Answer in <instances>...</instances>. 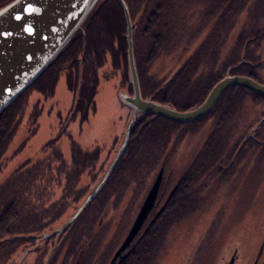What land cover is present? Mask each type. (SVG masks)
<instances>
[{
    "label": "rangeland",
    "instance_id": "1",
    "mask_svg": "<svg viewBox=\"0 0 264 264\" xmlns=\"http://www.w3.org/2000/svg\"><path fill=\"white\" fill-rule=\"evenodd\" d=\"M171 1L173 0H169V2ZM176 1L178 0L174 2ZM179 1L183 2V0ZM215 1L193 0L192 3L190 2V7L193 5L196 6V9L193 11V17L186 20L195 24L194 31L197 32V24L200 20L209 21L207 28L204 29L205 32L202 30V33L204 32L203 35L207 38L209 33L214 32L213 35H210L212 37L209 38L208 42L213 38H216V40L219 38L215 56L216 60L214 62H218L219 64V60H221L223 75L226 74L225 72L230 65L240 63L244 60L245 56L247 58L246 52L249 50L251 51V62L253 61L256 64L255 66H257L253 69L254 74L256 77L264 80V0H259L263 10L257 21L254 20L255 15H251L250 13V7L255 4L254 0H238L239 2L236 4H232L231 0H227L226 4L222 3L221 6L217 7V10L214 8L216 5ZM154 8L150 13V18L153 15L152 21H149L148 25L146 24V22L148 23V16H145L146 18L143 21L145 27L147 26V28L149 27L152 30V34L158 35L163 29V26L159 27V23L163 20V16L161 15L165 10L164 8L158 10L157 8L159 7L156 6ZM188 12L189 9L185 8L181 13L185 16ZM157 19L159 20L157 21ZM156 22H159L157 28H155ZM121 29L120 33L118 31L119 34L123 31L126 32L125 26H122ZM247 35H252L253 38L247 39L245 47L243 48L238 44L239 47L236 46V48H239L237 50L238 53H235L237 52L236 50L235 52L232 51L233 47H235L234 45L237 44V40L241 36L245 37ZM199 37L200 33L198 36L196 35V38L188 47L189 50L187 49L186 52L180 50L178 53H172L170 57H165L164 60H161L158 63L159 67H161L158 70L160 75H169L175 71L176 67H180L186 61L193 60L194 58L190 57L192 55L190 51L197 48L198 45H195L199 42ZM106 42L107 44L109 43L108 41ZM119 42L121 41L116 38V48ZM160 45L167 46L168 42H164L163 44L162 40ZM247 46L250 47L247 48ZM245 49L246 52L244 53ZM230 52H233L236 57L231 60L233 61L232 63L225 60ZM234 54H232L233 58ZM209 56L210 59L214 58L211 54ZM197 57H199V53L195 58ZM85 67L82 72L84 74V82H90L93 79L97 84L94 98L95 110L88 112L87 120H83L80 115L68 118V114L72 108L73 96L65 84V75L63 73H61L56 84L57 87L54 95L46 101L41 98V93L36 89V86L34 89H28L26 97L29 104L26 108L24 122L6 147L5 156L1 161L3 166L0 170V183L13 176L22 165L29 162L32 164L38 162L43 157H49L51 151L49 150L50 152L47 153L42 152V150L45 144L49 143V140L52 139L57 142L54 150L57 149L61 152L66 164H68L69 157L73 153L71 150L73 145H76L81 150L100 149V161L93 171L94 173L99 170L103 172L96 176L97 178L93 184H91L88 176H84L81 179V187L88 184L90 189L93 190L95 184L104 175L105 169L113 160L118 147L122 144L123 133L131 118V110L119 102L117 93L122 89L120 76L114 72L109 63L95 71L90 66L88 69V66L85 65ZM201 69L202 67L198 69L195 76L198 77L203 72ZM124 72L126 75L125 69ZM218 77L214 76L209 82L211 83L214 79L217 80ZM124 84L125 87L122 93L131 95V83L127 77ZM212 86H210V89ZM233 94L227 92L224 96ZM236 97L238 98L237 102H235V109H232L233 106H230L232 109L230 111L229 106L225 107L226 119L230 121H227L225 124L223 122L221 128L217 127L214 130H210V125L206 123V120L205 122L201 120L199 123L191 124L187 129L177 128V130L187 131L179 135L174 134L171 143H169L168 151L165 150L160 156L166 160H159L156 164L154 163L155 169L152 173V182H149L145 189L142 190L143 192L137 194L136 198H133L131 193L123 195V197L120 196L119 201L122 204L117 205V209L114 211L107 212V220L111 219V228L106 229V233L111 236L112 240L108 238V242L102 241L97 243L95 247L100 250L93 252L91 257L101 259L103 256L102 252L104 251L108 254V258H106L107 262H103L102 264L110 263L113 258L112 256L119 249V245L126 238L129 229L133 225L132 223L139 213L142 200L162 169L160 167L167 162L164 164L165 170L162 172V185L168 188L170 192L171 188L177 182H181L184 177L186 180L180 186L182 192L178 196H182L181 200H184L183 204L186 208L182 207L180 212H173L171 208L167 209L170 205L169 203L164 208L165 210H161L160 213H158L159 209L151 211L145 225L138 233V237L133 241V244L137 242V246L130 252L129 257L122 264H136L134 260L141 244H146L148 247L146 249L151 248L152 245H156L155 249L152 248V250L153 253L158 251V254L151 264H224L222 261H228L231 251L235 248L241 253L239 254L237 264H251L254 255H250V252L251 254L258 252L262 243L261 238L258 236L261 232L260 236H262L264 231V151H261V154L249 152L250 154H247V157L244 159L243 169L249 186L248 202H246L247 200L244 197L247 188L244 185L245 175L240 180H235V186L232 188L230 187V181H225V183L224 180L218 183L213 182L207 173L208 165L213 162L209 160L217 152L215 146H225L224 143L219 141V136L216 134L210 136V131H214V133L219 132L220 136L222 132L225 134L233 133L234 137L232 140L238 141L243 132L247 135V131L250 128H254L258 120L264 115V100L257 99L243 91ZM33 106H38L40 111H37L39 113L38 120L33 126L36 132L30 135L29 131H31L32 125H30L31 122L28 120V116L33 114L31 112ZM150 120L148 118L146 123ZM160 124L163 127H169V125H165L164 123ZM62 127L65 130L62 131ZM171 128L169 127L168 129ZM171 130L174 132V129ZM240 130H243L242 133ZM163 136L165 135L163 134ZM22 145L24 147L19 150ZM214 183L216 184L214 185ZM63 184H65L64 180L62 184L54 186L53 190L49 191L47 196H53L52 200L49 199L50 201L46 202V205L42 207L46 209L51 207L52 201L63 196V193L60 191L63 188ZM110 200L116 201V198L111 197ZM125 201H129V204ZM80 203L71 206L59 220L54 221L52 224L53 229L41 230V233L37 237H32L31 241L23 245L26 246L24 247L26 248L25 250L17 248V252L9 256L6 262L2 261V264H20L19 260L24 253L28 254L22 260V264H43L44 260L39 258L40 251L36 245L45 240L38 242L39 239H43L41 237L43 234L53 232L55 228L69 219L71 217L70 214L74 213V210ZM114 205L110 204V209ZM161 205L159 206L161 207ZM29 212L36 213L32 207H29ZM156 214L159 215L151 227L146 230L148 222ZM108 249L111 251L107 252ZM70 259L71 264L75 258ZM136 260L139 261V259Z\"/></svg>",
    "mask_w": 264,
    "mask_h": 264
},
{
    "label": "trees",
    "instance_id": "2",
    "mask_svg": "<svg viewBox=\"0 0 264 264\" xmlns=\"http://www.w3.org/2000/svg\"><path fill=\"white\" fill-rule=\"evenodd\" d=\"M11 1L12 0H0V8L10 4ZM174 1L175 0L171 2H169V0H125L130 9L131 18L136 19L138 18L137 16L141 14L144 15V19L146 18L145 16H148L147 25L149 21H152L153 15L152 18H150V13L155 6L159 7L157 8L158 10L160 8H164L165 10L161 15L163 16V20L160 23L156 22L155 28L158 27V23L159 27L163 26L162 31H160V33L158 32V35L152 34V30L149 27L147 28V26L145 27L144 24L135 27L136 34H134L133 38L135 50L134 58L137 64V72L139 74V82L143 95L148 96L155 94V90L164 84L156 101L163 105L171 106L176 111H189V109L199 106V104L203 102L204 97L210 91V86L215 83V79L211 83L209 81L216 75L214 70H216L215 67L218 63L214 61L216 60L215 56L216 49H218L217 44L219 43V38L217 40L213 38L208 42L209 38L212 37L210 35L214 34V32L209 33L207 38L203 35L205 32L204 29L207 28L209 21L200 20L197 24V32L194 31L196 27L195 24L186 20L187 18H191V16L188 14H185V16L182 15V10L189 8L188 5H190V2L192 3L193 0H183V2L179 0L176 2ZM239 1L231 0V3L236 4ZM226 2L227 0H216L214 2L216 4L214 8L217 10V7L221 6L222 3L225 5ZM254 2L255 4L250 7V13L251 15H255L254 20L257 21L263 9L259 0H254ZM154 9L156 10V8ZM121 17V7L115 0H99L91 13L87 16L86 21L82 24L81 30L68 41L69 43L67 46L59 52L56 59L49 64L46 70L36 79V82L30 86V88L34 89L36 86V89L41 93V98L46 101L54 95L57 87L56 84L61 73H63L65 75V84L73 96L72 115L73 111H75L83 116L88 108L93 107L96 94L95 80L93 81L91 79L92 82H89L90 84L80 81L79 84L81 86L77 87L76 85V82L79 80V71L82 70L85 65L88 66L87 69L90 66L95 71L104 66L107 63V56L111 57L110 54H112L110 62L114 72H120L125 81L126 77L129 79L125 51L126 40L123 35L125 32L123 31L119 34L122 30V26H124L123 18ZM158 20L159 19H157V21ZM202 30H204L203 33ZM195 33L197 36L200 33V39L195 45H198L197 48L190 51V53H192L190 57L194 58L191 60L193 62L186 61L180 67H176L175 71L171 74L165 76L160 75L158 70L161 67H159L158 63L161 60L157 56L159 54L158 52L164 55L165 52L175 49V47L181 43L182 46L179 49L182 50V52H186L187 49L189 50L188 45L190 46L191 42L196 38ZM83 35L85 36V42H83ZM116 35H118L117 38L121 41L117 48L114 45V37ZM251 38H253L252 35H247L245 37L241 36L240 39L237 40V44L234 45L235 47H233L232 51L235 52V50L237 51L239 49L236 48V46L239 47L238 44L244 48L245 43ZM186 39H188V45L185 43ZM162 40L163 44L164 42H168V45H160ZM106 41L109 43L107 44ZM198 53L199 57L195 58L198 56ZM235 53H238V51ZM149 54H151V58H148ZM210 54L214 56L213 59L209 58ZM232 54L234 53L230 52L229 56L225 59L227 62L232 63L233 61L231 60L236 58L235 54L234 58ZM81 57H83L82 61H80ZM138 64L140 67H138ZM200 67H202L201 70L203 72L197 77L195 75ZM124 69L126 70V75ZM27 91L28 89L0 114V170L3 166L1 161L5 156L6 147L24 122L27 111L26 108L29 104L26 97ZM227 92L236 94L238 90L237 88H231L226 91V93ZM258 98L264 99L262 97ZM31 109L33 114L28 116V120L31 122L30 125H32L31 131L28 130L30 135L36 132L33 126L38 120V112L40 111L38 106H33ZM216 109H218V107H216L215 110ZM145 118L146 117L143 115L138 117L135 124L136 127L132 133V139L126 147L127 149L123 157L116 166V174L114 173V175H116L115 178L119 176L120 179L127 181L126 183L139 182L142 184L146 182L148 175L153 173L155 169L154 163L156 164L159 160L161 161V154H163L165 150L168 151L169 143H171L174 134L179 135L187 131L177 130V128L187 129L191 124H194H176L162 117H157L146 123ZM160 123L169 125L170 128L172 127L171 129H174V132L168 129L169 127H163ZM222 125L223 122L218 124V126L221 127ZM163 134L165 136H163ZM221 136L219 137L221 138ZM53 142L50 144H53ZM23 147L24 145L20 146L19 150ZM44 148L48 147L44 146ZM215 150L217 152L211 156L210 162L213 161V159L221 158L224 147L223 145H216ZM50 151L51 155L49 157H43L38 162L32 164L29 162L22 165L13 176L0 183V262L6 260V253L8 254V252H10L9 255L11 256L17 252L16 250L17 247H19V242L41 232V230L39 231V228H37L38 225H36V220L39 218L41 219V215L45 216L46 214V216L52 217V210L45 211L42 209V204L40 205L42 201L38 193L48 192L51 189V182H55L56 184L60 182L57 178L52 177L50 179L48 177L51 176V174H55L56 171L59 175L60 172L65 173L63 170L64 168H62V170H57V168L65 164V162L63 161L60 151L57 149L54 150L53 148ZM72 182L74 181L72 180ZM71 184L70 182V188ZM143 186L144 184L138 188V192ZM64 189H66V187H64ZM123 191L124 190H121L120 192ZM181 192L182 189H180L179 186L176 194L171 199L170 205L167 208L168 210L171 208L173 212H180L182 207H185L183 204L184 200H181L182 196H178ZM48 197L49 196L45 197V200H48ZM63 198H65V196ZM29 207H32L36 213H30ZM155 246L156 245H152L151 248L146 249L147 245L141 244V247L137 250V255L134 260L135 263L151 264L158 254V251L153 253L152 248L155 249ZM136 259H139V261Z\"/></svg>",
    "mask_w": 264,
    "mask_h": 264
},
{
    "label": "water",
    "instance_id": "3",
    "mask_svg": "<svg viewBox=\"0 0 264 264\" xmlns=\"http://www.w3.org/2000/svg\"><path fill=\"white\" fill-rule=\"evenodd\" d=\"M115 1L122 8L123 18H125L126 61L132 87V95L119 92L118 99L121 105L131 110V118L123 133L122 144L105 169L99 183L69 219L50 234H43L42 238L50 237L55 233L61 234L100 193L99 191L106 185L126 150L129 135L138 116L147 115L151 117V120L162 117L176 124H189L209 115L220 96L231 87L244 88L264 97V86L255 80L244 76H230V71L238 68L237 65L230 67L226 75L210 89L200 106L189 111H176L171 106L155 103L151 99L144 100L140 93V82L138 72H136V61H134L133 29L131 18H129V9L124 0ZM97 2L99 0H12L10 4L0 8V114L14 103L16 98L26 92L49 64L56 59L59 52L67 46L68 41L81 30L82 24ZM84 40L85 36L83 35V42H85ZM163 170L162 168L159 171L149 188L148 195L142 200L133 225L109 264H122L137 246V242L133 244V241L138 237V233L145 225L151 211L158 208L159 201L156 199L158 189L163 181ZM176 187L171 190L158 213L165 208ZM158 215L156 214L148 222L146 230L151 227ZM26 255L27 253L23 254L19 260L20 264Z\"/></svg>",
    "mask_w": 264,
    "mask_h": 264
},
{
    "label": "flooded vegetation",
    "instance_id": "4",
    "mask_svg": "<svg viewBox=\"0 0 264 264\" xmlns=\"http://www.w3.org/2000/svg\"><path fill=\"white\" fill-rule=\"evenodd\" d=\"M126 6H127V4H126ZM128 9H129V7H128ZM188 9H189L188 15L191 16V18H192L193 17L192 16L193 11L196 9V6L191 5V7H190V5H189ZM121 10H122V8H121ZM143 16L144 15L141 14L140 16H137L138 18L133 19V18H131V12L129 9V18H131V24H132V29H133L132 39L134 38V34H136V31H135L136 28L135 27L139 26V25L142 26L144 24V21H143L144 17ZM121 18H123V12H122ZM123 25L124 26L126 25L125 24V18H123ZM117 37H118V35H116L114 37V45L115 46H116L115 40ZM124 37H125V34H124ZM185 41H186L185 42L186 45H188V39H186ZM133 43H134V39H133ZM126 46H127V43H126ZM181 46H182V43L180 45H178L177 47H175V49H173L169 52H165L164 55H162V53H159L157 56L160 60L165 59V57L168 58L171 56L172 53H175V52L178 53L180 51L179 48H181ZM188 47H189V45H188ZM249 47L250 46H248V48ZM133 50H134V45H133ZM125 51H127V50H125ZM245 52H246V50H245ZM134 53H135V50H134ZM246 55H247V58L244 55L245 56L244 60L241 59L242 61L240 63H238L239 65L238 64L230 65V67H235L238 65V68L232 69L230 71V76L231 75L241 76V77L244 76V77L250 78L252 80H255L256 82H258L259 84L264 86V80H261L260 78L256 77L254 74L253 69H255L257 66H255L256 64H254L253 61L251 62V56H250L251 51L248 50L246 52ZM110 56L112 57V54H110ZM111 57L107 56V63H109L110 65H111V62H110ZM148 58H151V54H149ZM82 59H83V57L80 58V61H82ZM134 61H135V58H134ZM138 67H140L139 64H138ZM230 67L227 69V71L230 69ZM215 69H216V70H214V72L216 73L215 76H219V77L217 78V80H215L214 85L216 83H218L221 80V78L226 75V74L223 75V70L221 68V60H219V64H217ZM241 69H242V71H241ZM227 71L225 73H227ZM82 72H83V69L79 71V80L76 82L77 87L81 86L79 84L80 81H82L83 83L87 82V81L84 82V80H83L84 74ZM127 72H128V66H127ZM136 72H137V64H136ZM116 73H118V75L120 76V81H121L120 83H121L122 89H120L119 92H122L123 88L125 87V84H124L125 80H124V78L120 72L117 71ZM166 75H168V74H166ZM138 78H139V74H138ZM92 80L90 81V83L92 82ZM129 81H130V79H129ZM90 83L87 82L86 84H90ZM163 86H164V84L162 86L158 87L154 92L155 94L144 96L142 91H141V85H140V93L142 95V98L144 100L145 99H151L152 101H154L156 103L157 97L160 94V91H161ZM95 88L97 89V84H96ZM231 88H237L238 93H236V94L234 93L233 95H229V96H227V95L224 96V94L226 93V91H225L220 96L216 106L213 108L211 113L209 115H207L206 117H203L202 120H204V122L206 120V123H208V125H210V128L213 125L219 124L220 123L219 121L224 122V124L227 123V121H230V120L226 119L227 115H226L225 107L226 106H229V107L233 106L232 109L236 108L235 102H237L236 100L238 98L236 96L238 94L242 93L241 90H243L244 93H248V95H252V96L256 97L257 99H260L258 97H261V96L255 94V93H252L251 91L244 89V88H238V87H231ZM231 88H229L228 90H230ZM131 95H132V87H131ZM262 98H264V97H262ZM260 100H264V99H260ZM157 103H159V102H157ZM72 104H73V102H72ZM72 106L73 105H71V107ZM216 107H218L217 110H215ZM231 107H230V111L232 110ZM71 110H72V108L70 109V112L68 114L69 119L73 118L74 116L80 115L78 112H75V111H73V115H72ZM91 110L92 111L95 110V103L93 104V107L88 108L85 111L84 115L86 117L81 116V115H80V117H82L83 120L84 119L87 120L88 119V117H87L88 112ZM145 117H146L145 118L146 120L148 118L151 119L150 116L146 115ZM137 119H136V122H137ZM136 122H135V124H136ZM170 122H172V121H170ZM206 123H205V125H206ZM62 125H63V123H62ZM186 125H188V124H186ZM135 127L136 126L134 125V128L132 129V131L129 135V139H128V143H127L126 147L128 146L130 140L132 139V133H133ZM61 129H62V131L65 130L63 127ZM240 131L242 133L243 130H240ZM247 132H248L247 135L244 134V132H243L242 136L239 137L238 141H236L235 139L232 140L234 137L233 133H230V134L221 133L222 136H221V138H219V140L225 144V146H224L225 151H223L221 158L213 159V162H211L207 168V173L210 175L208 177L210 179H212L213 182L218 183V182L224 180V183H225V181H230L231 182L230 187H232V188H233V186H235V180L238 181L241 179V177L243 175H245L244 185L247 186V188L245 190V194H244L245 196L244 197L246 198V200L249 196V186L247 184L248 180L246 178V174H244L243 163H244L245 157H247V154H250L249 152H253V153L257 152V153L261 154L260 152L264 151V148H263L264 147V115L258 120L255 127L250 128ZM218 133L212 132L210 134V136H214L215 134L217 136H220ZM52 142H53V144H50ZM56 143L57 142L54 139L49 140V143H47L48 145L45 144V147H48V148H44L42 150V152L49 153L50 152L49 150H51L52 148L55 149L54 146L56 145ZM49 147H50V149H49ZM71 150L73 151V153L69 157L68 164H66V162H65V164H62V166H60V167L57 166L58 168L56 167L57 170H59V169L62 170V168H64L63 170L65 173L60 172V175H59V173L56 171L55 174H51V176L48 177L50 179L53 177V178H57L60 180V182H58V184H56L55 182L54 183L51 182V185H50L51 189L49 191H52L54 186H59L60 184H62L63 180H64L65 184H63V188H62V190H60L63 193V196L61 198L55 200V201H52L50 204V205H52L51 207H48L47 209L42 207L43 210H45V211L52 210V212H51L52 217L46 216V214H45V216L44 215L40 216L41 219L39 218L38 220H36L37 221L36 225H38L37 228H39L38 229L39 231L45 230V229H53L52 224L54 221L59 220L62 217V215H64V213L71 208V206H74L75 204H78L81 201L83 202L85 200V198L90 194V192L92 190L90 189L88 184H85L84 187L80 186V184L82 183L81 179L84 176L85 177L88 176L91 184H93L95 179L97 178L96 176L99 173L103 172L102 170L96 171L95 173L93 171L94 168H96L97 163L100 161L99 160L100 159V149L94 148L93 150H83V149L81 150L76 145H73ZM125 151H124V153H125ZM54 152H56V151H54ZM124 153L122 154L121 158L123 157ZM161 160L165 161L166 159L164 158ZM165 163H167V162H165ZM164 164L160 168H163L165 170ZM241 164H242V166H241ZM167 165H166V167L168 168ZM114 173L116 174V168L114 169V172L112 173V175L108 178L106 185L99 191L100 193L95 197V199L93 201H91L89 203V205L85 208V210L81 212L79 217L76 218L75 221L69 225V227L65 228L61 234L55 233L54 235H52L50 237H45L43 239H41V238L39 239L38 242L45 240V241L38 243L36 245V247H38V249L40 251V257L39 258L44 260L43 264H70V260H71L70 258H75V260H73V262L71 264H102L103 262H107L106 258H108V254H106L104 251L102 252L103 256L101 259L91 257L93 252H98L100 250V249H96V247H95L97 245V243H100L102 241L108 242V238L110 240H112L111 236L106 233V229L108 230L109 227L111 228V226H110V224H111L110 220L111 219L109 221L107 220L108 219L107 212L111 211V210L114 211L115 209H117V207H116L117 205L122 204L119 201L120 196L123 197V195H127L128 193H131L132 197L136 198L137 194H140L141 192H143L142 190L145 189L146 185H148L149 182H152V180H153L152 179V173H151L148 175V178L146 179L147 180L146 184H144L143 188L140 190L141 192L140 191L138 192L139 187H137V184L135 182L126 183L127 181H124V179H120L119 176L117 178H115L116 175H114ZM263 174H264V172H263ZM61 179H62V181H61ZM162 179H163V176H162ZM72 180L74 182H72ZM185 180L186 179L183 177V180H181V181H185ZM242 181H243V179H242ZM70 182L72 183L71 188H70ZM180 183L181 182H177L174 185V187L177 186L175 188L176 190L171 195V197L169 198V201L167 202L166 205H168L171 202V199L176 194V191L178 190L179 186H182V184L184 182H182L181 185H180ZM216 183H214V185ZM162 184H163V181H162V183L158 189L159 192H158V196L156 199L157 201H159V205H161L163 200H165L164 202H166V199L168 198L169 194L171 193V191L169 192V189L163 187ZM64 187H66V189H64ZM174 187H172L171 190ZM121 190H124V191L120 192ZM49 191H48V193L47 192L38 193V196H40V200L42 201L40 203V205L41 204H42V206L46 205V202H49L50 201L49 199H51L53 197V196H51V197L49 196L48 200H45V197H47V195L49 194ZM64 196H65V198H63ZM111 197L116 198V201L110 200ZM133 198H132V200H133ZM248 201L249 200H247L246 202H248ZM125 202H127V201H125ZM68 203H70V204L67 205ZM81 203H80V205H81ZM110 204H115L112 209H110V207H109ZM159 205H158L157 209L161 208L164 205V203H163V205H161V207ZM76 209H77V207H76ZM76 209L74 210V212L76 211ZM59 212H61V214H59ZM73 214L71 213L70 215L72 216ZM36 221H35V223H36ZM59 226L57 228H59ZM57 228H55V229H57ZM39 234L33 235L32 237H37V235H39ZM260 234L258 237L261 238L262 243L260 245L258 252H256V253L253 252V254H251V252H250V255H252V256L254 255L252 260H251V264H264V231H263L262 236H260ZM32 237H28V238H26V240L19 242V245H18L19 247H17V248L25 250L26 248H24V247H26V246H23V245L25 243L31 241ZM236 244H238V243H236ZM109 251H111V250L108 249L107 252H109ZM9 254H10V252H8V254L6 255V260L3 259L4 260L3 262L7 261V258L10 256ZM239 254H241V253L238 251L237 248H235L231 251V253L228 257L229 258L228 261L223 260L222 262L224 264H237L238 260H239ZM0 264H2V261L0 262Z\"/></svg>",
    "mask_w": 264,
    "mask_h": 264
},
{
    "label": "bare ground",
    "instance_id": "5",
    "mask_svg": "<svg viewBox=\"0 0 264 264\" xmlns=\"http://www.w3.org/2000/svg\"><path fill=\"white\" fill-rule=\"evenodd\" d=\"M245 50H246V49H245ZM245 50H244V53H245ZM202 119H203V118H201V119L198 120V121H194L193 123H197V122L199 123ZM219 122L222 123L221 121H219ZM217 125H218V124H217ZM217 125H213L211 128L209 127L210 130H211V129L214 130V128H217V127L220 128V127H221V126H217ZM212 132H214V131H210V133H212ZM98 183H99V182H98ZM98 183H96L95 186H96ZM136 184H137V187H140V186H142L143 184H146V182H143L142 184H140L139 182H137ZM94 188H95V187H94ZM94 188H93V189H94ZM142 188H143V187H142ZM147 195H148V193H146L145 197H146ZM164 203H165V202H164ZM162 205H163V204H162ZM165 207H166V206H165ZM163 210H165V209L163 208Z\"/></svg>",
    "mask_w": 264,
    "mask_h": 264
}]
</instances>
